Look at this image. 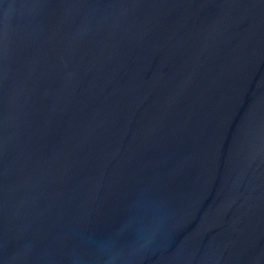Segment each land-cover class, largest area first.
Instances as JSON below:
<instances>
[{"label": "water", "instance_id": "95a60500", "mask_svg": "<svg viewBox=\"0 0 264 264\" xmlns=\"http://www.w3.org/2000/svg\"><path fill=\"white\" fill-rule=\"evenodd\" d=\"M0 264H264V0H0Z\"/></svg>", "mask_w": 264, "mask_h": 264}]
</instances>
